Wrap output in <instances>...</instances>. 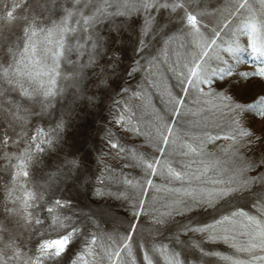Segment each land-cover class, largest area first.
<instances>
[{"label":"snow or ice","instance_id":"1","mask_svg":"<svg viewBox=\"0 0 264 264\" xmlns=\"http://www.w3.org/2000/svg\"><path fill=\"white\" fill-rule=\"evenodd\" d=\"M0 264H264V0H0Z\"/></svg>","mask_w":264,"mask_h":264},{"label":"rangeland","instance_id":"2","mask_svg":"<svg viewBox=\"0 0 264 264\" xmlns=\"http://www.w3.org/2000/svg\"><path fill=\"white\" fill-rule=\"evenodd\" d=\"M135 86V84H134ZM262 91V86H261V83L259 81H256L253 85H252V88H251V91L249 93V97L251 96H254V95H257L259 93H261ZM100 115H104L106 116L107 115V111L103 112L102 114H98L97 116L95 117H89L88 119L89 120H92V119H96L97 120V126H99V122H100ZM82 121H78V123H81ZM68 134H69V137L72 138V139H76L78 138L79 136V132L78 130H74L73 128H70L68 130Z\"/></svg>","mask_w":264,"mask_h":264}]
</instances>
